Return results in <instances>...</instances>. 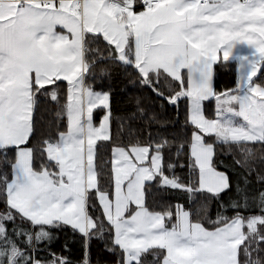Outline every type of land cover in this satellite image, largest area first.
Instances as JSON below:
<instances>
[{
  "label": "snow or ice",
  "instance_id": "obj_1",
  "mask_svg": "<svg viewBox=\"0 0 264 264\" xmlns=\"http://www.w3.org/2000/svg\"><path fill=\"white\" fill-rule=\"evenodd\" d=\"M78 2V0H77ZM58 3V0H53V4ZM146 0H133L134 10H143ZM62 27V25H61ZM187 27H191L188 25ZM186 29H181L184 31ZM91 38L89 42H103L108 51L111 53L109 59H116L120 62V57L125 51L131 47L135 53L136 49L140 47L137 40L128 39L124 46L121 48L116 42L115 38L108 40L105 38L102 31L86 32L82 36L77 37L75 46L68 49L66 54L72 58L76 70H72V65L62 69L55 77H45L49 79L50 83L41 84L37 81L34 72L29 73V84L27 96L21 98L18 90L4 91L0 89V264H15V260L19 256H24V264H42L36 251L26 253L20 250L17 240L20 238L21 230L15 227V216L12 213L15 211L8 203V197L15 189H20L27 196L29 200L35 199L38 203H47L52 201H63L73 193L68 189L65 182L66 174L60 172L59 159H53L49 154L51 151L57 153L61 152L65 147H70L76 142L77 135L82 132L96 133L99 130V122L107 117L108 135L105 143L111 144L109 155L111 160L116 161L118 165H123L124 161L120 160L113 149L120 147L122 151L127 153L129 149L123 148V145L112 144L113 140V113H112V91H94L88 88L85 91L84 81L87 77L88 71L93 65L87 61V46L85 40ZM259 51V50H258ZM135 55L128 57L125 66L132 65L135 60ZM78 61V63H77ZM143 61H141V64ZM258 66L254 64L255 72L251 77L245 76L244 87L249 89L245 96L239 97V109L230 107V104H235V99L221 98L217 94L218 85L215 83L213 64V77L205 80L204 69L201 65L193 63L192 72L195 76L200 77L197 83H203V92L211 90V95H205L203 100L193 99L191 109L192 117L187 121L188 127L191 128L189 133V144L185 145L180 143L179 148L181 151L188 147V157L181 159L176 155L174 150L175 146V124L180 119V99H187V97H178L175 101L169 99V107L175 109L173 127L170 129L166 123H160L159 127L155 130L158 139H153V130L147 128L144 134L148 137V142L139 145L143 151V158H137L133 161L135 165L143 166L148 171V177L141 180L139 185V203L131 200L126 201V205L120 212V215L113 222L108 217L112 212L111 206L109 207L106 216V222L109 224V231L107 235L108 243H104L105 229L99 228L95 218L92 219L93 227L90 231L98 234L94 236H87L83 227H75L73 223H64V227L77 232L81 237H85L84 242L81 244L80 258L75 264H180L177 259H174L171 252L173 249L185 248L189 250V255L186 258L189 264H202L200 253L205 248H212L220 245L226 240H232L235 237V232L232 225L239 219V216L230 218L227 215H220V212L227 211V207L232 209L241 208L245 211L250 210L249 196L246 192L247 186L250 184L247 175L243 172V167L248 163V157L252 154L251 145L264 146V84H260V78L264 76V61L257 62ZM105 73H101L103 77ZM143 79V77H141ZM159 82V81H157ZM130 83H134L130 81ZM187 90L185 78L182 75L181 79L177 82ZM253 85L256 88L253 89ZM144 87V85H141ZM151 89L153 86L148 85ZM240 87L239 84H234L233 90ZM220 93L227 94L232 91L230 89H220ZM82 94L87 97L89 103L95 101V106L91 111H82L81 109V96ZM159 96L160 94L157 93ZM99 96H104L106 99H97ZM42 102L55 105L54 108H48L45 111L52 118L49 124L55 123L57 132L54 138L49 136H42L37 138L36 122L37 113L40 111L39 105ZM139 103V97L136 100ZM206 106H210L213 112L216 123L229 113L238 116L244 125L243 131L249 136L255 135L256 139H249L243 141L248 144L247 154L243 149H238L241 155H244L243 163L237 159H233L234 168L230 172L227 168L221 171L213 165V160L216 155V145L223 144L224 141L216 138L215 131L205 130L202 126L195 122V119H204L203 111ZM140 115L143 116L144 109H139ZM97 116L99 117L97 120ZM135 119L136 113L129 112L124 119L119 115L116 119L120 121L117 124L118 133L123 132L124 123L128 118ZM71 118V119H70ZM81 118L87 119L89 123L85 127H81ZM41 122L44 116H40ZM96 120L97 123L93 124L92 121ZM61 123L63 124V131L60 130ZM225 126H233L232 120H225ZM236 127H242L235 125ZM181 128L187 131L183 125ZM26 129V131H25ZM138 128L132 126L128 128V135L139 141L140 137L137 135ZM210 137V140H206ZM121 139L123 137L121 136ZM169 139H173V146H169ZM34 142L40 146V152L43 154L44 160L53 163L56 167L53 173L59 176V180H53L52 176L48 175L46 165H41L43 170L37 171L35 166L34 155L36 148L33 146ZM100 140H96L92 145L93 150V169L96 163V149ZM230 144H239L241 141H229ZM193 145L199 147L201 153H205V157L197 156L193 150ZM131 144H129V148ZM168 152L172 155V160H168L167 170L165 166V153ZM25 153L27 154V164L25 166ZM226 156L232 157L233 153L229 149L224 152ZM176 160L177 163L172 161ZM110 163V161H109ZM195 166L198 173L197 180L193 184L189 179V174L192 167ZM184 172L183 182L181 181L180 172ZM207 170V182L212 185H220L219 190L215 193H210L216 201L217 215H213L211 203L205 205L203 211L210 220L215 221V227L206 228L204 224H199L198 230L182 234V229L178 227V221L181 215L187 217L191 222L193 215V205L195 204L196 197L206 192L207 189L200 187L201 174ZM155 173V174H153ZM131 176V174H130ZM235 177V182H233ZM128 181L121 182V191L123 192ZM257 183L264 184V178L257 177ZM115 184H113V188ZM168 190L169 192L179 191L183 194L182 199H176L171 195H164L161 200H153L154 204L167 205L166 214H159L160 219L152 222L153 213L148 208V199L150 196ZM88 193L95 194L99 188L88 189ZM229 197L230 205L226 206L224 197ZM86 198V197H85ZM170 198V199H169ZM239 198V199H237ZM108 199L111 202L112 196L108 194ZM99 204V201H96ZM86 207V206H85ZM196 212L201 211L197 208ZM101 212L104 210L101 207ZM86 213L81 209L76 215V219L83 225L85 222ZM221 221L224 223L221 225ZM63 223V222H62ZM158 223L159 227H156ZM249 223L253 225V231L250 235L245 236L236 245L235 264H262L259 254L262 251L261 245H264V234L260 233V228L264 227V187H261L256 193L255 212L249 216ZM11 225V227H9ZM131 225V226H130ZM59 224L49 223L47 227H59ZM145 226H147L145 228ZM36 227L35 224L32 225ZM245 225H241V232H243ZM51 233L43 231L37 233V241L41 237L43 239H50ZM157 235L164 239L166 244H148L147 246H130L125 248L117 237L130 238L133 240H143L149 236ZM13 236L16 239H13ZM255 239V244L250 241ZM97 240L100 242L101 253L97 254L93 259L91 251V241ZM28 242H31L29 237ZM247 246L248 251L245 252ZM64 250L68 251L67 244ZM255 251L256 256H253ZM106 254L110 259H101V256ZM49 264H70V258L63 256L54 251L49 252Z\"/></svg>",
  "mask_w": 264,
  "mask_h": 264
},
{
  "label": "trees",
  "instance_id": "obj_2",
  "mask_svg": "<svg viewBox=\"0 0 264 264\" xmlns=\"http://www.w3.org/2000/svg\"><path fill=\"white\" fill-rule=\"evenodd\" d=\"M91 38L85 40L87 46V61L89 64L93 65L92 68L88 71L87 77L85 78L84 85L85 87L92 88L94 91H112V113H113V140L112 144L123 145V148H129L131 146H139L141 144L148 142V137L144 134V130L151 128L153 130V139H158L156 135V129L159 127L160 123H166L170 129L173 127L174 113L175 109L169 107V99L175 101L178 95L185 90V88L179 85L177 82L181 79L183 75L185 78V83L187 86V75L186 71L183 70L179 79L172 77L170 74L164 70H156L148 72L145 76H142L140 71L133 67L132 65L125 66L123 61H126L120 58V62L116 59H109L111 53L108 51L106 45L101 42H89ZM127 56H133V49L129 47L127 50ZM264 61V57L260 60ZM214 77L215 83L218 85L217 94L220 93V89H230L233 90L234 84H237L238 76V67L237 63L234 60H223L219 59L215 63ZM101 73H105L103 77ZM143 77V79H141ZM133 81L134 83H130ZM159 81V82H157ZM260 84H264V76L260 78ZM151 84L153 87L150 89L148 85ZM144 85V87H141ZM237 90V89H236ZM157 93L160 95L158 96ZM137 97H139V103L136 102ZM180 119L175 124V146L174 150L176 155L181 159H186L188 157V147H185L183 151L180 150L179 145L183 143L185 145L189 144V133L191 128L188 127L187 121L189 119V103L188 99H180ZM55 105H51L46 102H42L39 105L40 111L37 113V122H36V132L37 138L39 139L42 136H49L51 138L55 137L57 128L55 123L49 124V120L52 119L49 114L45 111L48 108H54ZM144 109L143 116L140 115L139 109ZM129 112H135L136 117L128 118L127 122L124 123L123 132L118 133L117 124L120 123L116 119V116L119 115L121 119H124ZM204 114L207 118L213 119V112L210 106L204 108ZM44 116V120L41 122L40 116ZM97 116V120H98ZM95 122H97L95 120ZM183 125L187 128V131H184L181 128ZM136 126L138 128L137 135L140 137L139 141H136L128 135V128ZM61 131H63V124L61 123ZM121 136L123 139H121ZM217 138V136H216ZM210 137H206V140H210ZM106 139L100 140V143L97 145L96 149V163H95V173L97 179V187L101 192H108L112 187V163L111 157L109 155V149L111 144L105 143ZM173 139H169V146H173ZM36 148L34 155L36 170H42L41 161L43 165H46L47 168H54L53 163H49L47 160H44L43 154L40 152V146L34 142L33 145ZM249 145L243 143L239 144H230L229 141H224L223 144L216 145V155L213 160V165L223 171L227 168L230 172L233 170V159H237L239 162L243 163L244 155H241V152L238 149H243L245 155L247 154V149ZM120 148V147H117ZM252 154L248 157V163L244 165L243 172L248 175L250 184L246 188V192L249 196L250 210L245 211L241 208L232 209L230 206L229 197L233 194L230 193L229 196H225L224 202L227 207V211H221L220 215H227L230 218L236 216L241 217L242 219H247L251 213L255 212V203H256V193L261 187H264V184L257 183V177L264 178V146L261 145H251ZM231 150L233 155L232 157L226 156L225 151ZM114 151V149H113ZM165 166L167 170L168 160H172V155L168 152L165 153ZM110 161V163H109ZM177 163L176 160L172 161ZM180 172L181 181L184 179V172L180 169H176ZM198 177L195 166L192 167V170L189 174L190 181L195 184ZM233 182H235V177H233ZM213 192H203L196 197L195 204L193 205V215L191 217V222L204 224L206 228L217 226L215 221L209 219V217L203 211L206 204L211 203L213 212L212 214L217 215L216 212V201L213 199V196L210 195ZM164 195H171L176 199H182L183 194L179 191L169 192L168 190H163L162 192L156 194L154 197L150 196L148 199V208L159 214H166L167 205H157L153 203V200H161ZM2 198V197H0ZM170 199V198H169ZM239 199V198H237ZM93 208H90L92 211V217L96 219V223L99 228L105 229V239L104 243H108L107 235L109 229V224L105 220V216L101 212L100 204L96 203V200L93 201ZM199 208L201 211L196 212L195 210ZM12 215L15 216V227L20 232V238L17 240V243L20 246V250L26 253H31L33 250L36 251V255L40 257L42 264L49 263L50 257L49 252L54 251L63 256L70 258V264H75L80 258L81 244L84 242L85 237H81L77 232L72 231L71 229L65 228L61 221H53L52 223L59 224V227H47L48 223L36 224L32 223L28 219L24 218L17 211H14ZM224 221H221V225ZM35 224L36 227L33 228L32 225ZM11 227V225H9ZM96 232L87 231V236H94L98 234ZM43 231L50 232V239H43L41 237L40 241H37V233ZM253 230H249L247 227H244L243 233L244 237L251 234ZM260 233L264 234V227L260 228ZM29 237L31 242L29 243ZM243 237V239H244ZM13 239H16L13 236ZM251 244H255V239L250 241ZM67 244L68 251L64 250V245ZM262 251L259 254V258L264 264V245L260 246ZM91 251L93 259L96 258L97 254L101 253L100 242L97 240L91 241ZM248 251L247 246L245 247V252ZM253 256H256L255 251H253ZM110 259L106 254L101 256V259ZM25 257L19 256L15 260V264H24Z\"/></svg>",
  "mask_w": 264,
  "mask_h": 264
},
{
  "label": "crops",
  "instance_id": "obj_3",
  "mask_svg": "<svg viewBox=\"0 0 264 264\" xmlns=\"http://www.w3.org/2000/svg\"><path fill=\"white\" fill-rule=\"evenodd\" d=\"M122 1L126 7L109 5L105 0H84L81 5L76 0H58V3L50 7L42 6L35 0L23 5L12 0L0 2V79L3 85L6 86L7 74H2V71L10 63L17 66V70L26 66L37 67L39 83H43L41 81H44L43 74L47 67L50 68L52 77L57 76L59 71L56 72L55 67L66 65V62L62 61L66 54V42L72 49L77 37L86 31H102L108 40L115 38L119 46L120 39L123 42L128 39L152 42V46L148 42L146 46L141 47L153 50V54L159 57L160 69L169 72L174 65V74L179 76L183 70L186 71V97L193 94L189 81L192 82V90L195 93L201 92L202 97L205 93L201 90L203 83H197L200 77L192 72L193 63L203 67L207 80L213 77V64L217 60H235L240 63L241 53L248 56V48L245 43L239 41L240 37L236 36V41L234 37L233 41V29L238 31L240 27V22L235 18L238 11L231 10L237 0H210L203 5L200 0L179 1L178 3L183 5L182 11H178L176 3L171 7L170 4L175 0H159L154 10L143 8L142 11L133 9V0ZM170 11L181 15L166 20L165 14ZM183 20L185 24H182ZM188 25L191 27H187ZM181 29H186L183 32L188 41L177 44L176 32ZM67 30L72 33L73 40H67ZM8 50L13 51L11 56H8ZM133 55H136V51ZM120 58L127 60L128 56ZM247 59L253 60V56H248ZM133 63L135 64V61ZM239 77L238 73L237 84ZM206 95H211L210 89ZM83 98L87 97L82 94L81 99ZM94 105V101L90 103L91 108ZM85 110L87 111L86 107ZM88 123L85 119L81 126L85 127ZM81 134L87 141L88 132ZM153 216V223H156L160 216ZM191 224L193 223H188L187 232L197 231V225L194 224V228H191ZM156 227H159L158 223ZM161 242H164L162 238Z\"/></svg>",
  "mask_w": 264,
  "mask_h": 264
},
{
  "label": "rangeland",
  "instance_id": "obj_4",
  "mask_svg": "<svg viewBox=\"0 0 264 264\" xmlns=\"http://www.w3.org/2000/svg\"><path fill=\"white\" fill-rule=\"evenodd\" d=\"M179 1L186 0H175L170 5L171 7L176 3L178 11H182V4H179ZM231 10L238 11L235 14V18L240 22L239 30L233 29V41L236 36L240 37V42L245 43L246 53L248 56H253V60H248V56L241 53L239 55L240 63H237L238 73L240 75L238 84L240 87L235 92H228L227 94H218L221 98L235 99L237 102L235 104H230V107H234L239 109V97H243L246 93L249 92V89L244 87V78L245 76L251 77L255 68L252 67L254 64L258 66V63L264 57V0H247L246 2H240L237 0L235 5ZM142 11V10H140ZM169 15L170 17H168ZM181 15V13H175L170 11L169 14H165L166 20H172ZM234 15V14H233ZM182 24H185V20L182 21ZM88 32V31H86ZM67 40H73V35L69 30L66 32ZM172 37H170L171 39ZM177 44H184L188 41V37L185 36L183 31L176 32ZM172 40V39H171ZM121 48L124 46L125 42L120 39ZM123 42V43H122ZM152 46L153 43L150 41H139L140 47L136 49L135 55V65L136 68L140 71L142 76L148 74V72L156 71L160 69L159 57L154 53L152 49H144L141 46H146L147 44ZM174 43L173 41H170ZM73 45V43L71 42ZM71 49L69 43L66 42V51ZM259 50V51H258ZM13 51L8 50V56H11ZM244 52V51H243ZM127 52L122 55L123 58L127 57ZM62 61L66 62V65L55 67V71H61L65 69L67 66L72 65V70L75 71L76 67L73 64L72 58L65 54ZM141 61L143 63L141 64ZM2 68V66H0ZM17 66L13 63L5 66L2 74H7L6 86L3 85L2 79H0V89L4 91H12L18 90L21 98L27 96L28 84H29V73L34 72L35 77L38 81V69L35 66H26L22 67L20 70H17ZM172 71L169 70L167 72L172 77L179 79L180 76L175 75V66L172 65ZM48 69V72H47ZM167 69V68H166ZM47 72V73H46ZM45 77H49L51 74L50 68L47 67L44 71ZM52 77V74L51 76ZM43 83L50 81L49 79L43 78ZM39 82V81H38ZM41 83V84H43ZM190 89L193 94L191 96H187L189 103V119H193L192 117V109L191 105L193 99L203 100L206 92L202 97L201 92L195 93L192 90V82L189 81ZM256 88V85H253V89ZM88 89V87H86ZM184 90L177 97H186L184 96ZM201 95V96H200ZM97 99H106L104 96H99ZM95 104V101H94ZM95 106V105H94ZM87 108V111H91L90 103L87 98L81 99V109L82 111ZM203 116H205L203 111ZM207 118V117H206ZM71 119V118H70ZM232 120L233 126H225V120ZM84 118H81L80 125L84 123ZM195 122L200 124L202 128L205 130L215 131L217 139L223 141H245L249 139H256L255 135L249 136L247 133L243 131V127H247V125L243 124V121L240 120L238 116L228 114L220 119L219 123H216L215 118H207L204 119H195ZM93 124H96L95 120L92 121ZM235 125H240L242 127H236ZM83 128V126H81ZM26 131V129H25ZM83 133V132H82ZM81 134V133H80ZM77 135L76 142L70 147H65L61 152L57 153L55 151H51L49 154L53 157V159H59V169L60 172L66 174V184L68 189L73 193V195H69L67 199L63 201H52L47 203H38L35 199L29 200L27 196L20 189H15L12 191L11 195L8 197V203L11 207L17 211L24 218L28 219L32 223L42 224V223H52L53 221H61L63 223H73V225L77 228L83 227L85 229L86 235L87 231L93 227L92 219L88 217H92V211L90 208H93V201L98 200L100 207L104 210L105 214H108L109 207L111 206L112 212L108 217L113 222L116 221V218L120 215V212L126 205V201L131 200L133 202L139 203V185L141 180L146 179L148 177V171L143 166H138L133 163V161L137 158H143V151L139 146H131L125 153L121 150V148H116L114 151L116 152L117 157L124 161V164L118 165L116 161L111 160L112 163V187L108 192L97 191L94 195L88 193V189L97 188V179L95 169H93V150L92 145L96 140L106 139L108 135V127H107V117L103 121L99 122V130L96 133H88V140L84 139L83 134ZM193 150L196 152L197 156L204 158L205 153H201L199 147L193 145ZM27 154L25 153V166L27 164ZM56 167V165L54 164ZM54 167V168H55ZM54 168H47L48 175L52 176L53 180H59V176L53 173ZM43 170V169H42ZM40 170V171H42ZM131 174V176H130ZM155 174V173H153ZM202 180L200 182V187L207 189L209 192H217L219 190L220 185H212L207 182V170L201 174ZM128 181L125 186L124 191H121V182ZM113 184L115 187L113 188ZM108 194H111L112 200L111 202L108 199ZM86 197V198H85ZM86 206V207H85ZM81 209L85 210L86 218L83 225L80 224L79 220L76 219V215H78ZM154 215H159L158 213L152 212ZM160 216V215H159ZM106 220V216H105ZM152 222H154V216L152 217ZM189 220L186 216L181 215L180 221H178V227L182 229V233L187 235L188 233L195 232L190 231L187 232V225ZM191 224V228H194V224L199 226V223ZM245 225L250 231L253 230V225L249 223V217L247 219H239L233 223L232 229L235 232V237L232 240H226L220 245L212 248H205L200 253V258L202 264H235V254H236V245L237 243L243 239L244 233L241 232V225ZM131 226V225H130ZM147 226H145L146 228ZM120 240L121 244L127 249L130 246H147L148 244H166L167 242L163 239L164 242H161V237L157 235L149 236L143 240H133L130 238H122L117 237ZM174 259H177L180 264H189L186 259L189 255V250L185 248L173 249L171 252ZM234 258V260H232ZM45 264V263H43ZM49 264V263H47Z\"/></svg>",
  "mask_w": 264,
  "mask_h": 264
},
{
  "label": "built area",
  "instance_id": "obj_5",
  "mask_svg": "<svg viewBox=\"0 0 264 264\" xmlns=\"http://www.w3.org/2000/svg\"><path fill=\"white\" fill-rule=\"evenodd\" d=\"M4 0H0V2H2ZM20 5H23L31 0H12ZM37 1L38 3H40L41 5L45 6V7H49L52 5L53 3V0H35ZM77 1V0H76ZM108 4L110 5H118V4H123L121 0H106ZM208 0H201L200 1V4H204L206 3ZM242 2L246 1V0H240ZM83 2V0H78V4L81 5ZM159 3V0H146V3H145V7L144 8H147V9H154L157 4Z\"/></svg>",
  "mask_w": 264,
  "mask_h": 264
}]
</instances>
